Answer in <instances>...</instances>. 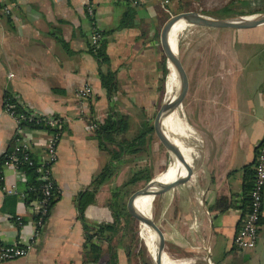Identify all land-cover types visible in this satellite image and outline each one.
Returning <instances> with one entry per match:
<instances>
[{
  "label": "crops",
  "instance_id": "0c3cea01",
  "mask_svg": "<svg viewBox=\"0 0 264 264\" xmlns=\"http://www.w3.org/2000/svg\"><path fill=\"white\" fill-rule=\"evenodd\" d=\"M2 3L0 159L15 147L16 137L23 136L41 161L49 136L41 129L17 128L4 110L7 92L18 96L28 109L64 121L58 161L52 168L59 199L29 254L2 264H82L85 229L77 200L93 189L92 181L111 160V154L100 148L96 131L89 130L90 122L102 123L111 110L128 115L129 139L148 119L153 118V125L160 104L168 98L164 87L167 89L170 68L158 50L165 1L134 3V21L123 29L118 26L126 5L120 0ZM88 3L94 7L98 27L105 34L110 64L101 70L117 75L118 91L112 96L103 89L98 61L89 51ZM257 27L264 32V25ZM195 29L187 37L193 51L183 53L187 65L179 56L187 73V95L165 118L173 125L165 126L163 119L165 132L181 150L193 174L184 185L153 199L158 206L155 222L165 235L170 264H205L208 258L214 264H264V209L258 245L247 251L234 245L247 211V190L255 176V149L264 137V72L246 64L249 55L236 53L232 30L207 37L198 35L202 29ZM164 67L168 70L165 81ZM86 86L91 87L92 94L80 98L78 92ZM153 135L145 151L125 156L119 173L99 187L95 201L85 211L90 228L112 221L110 191L113 193L121 184L115 179L127 182L143 170L151 174L150 180L168 173L176 159L164 148L166 162L163 171L159 170L160 148ZM144 152L147 157L142 158ZM176 174L166 182L185 176L182 166ZM3 176L16 185V193L6 194V181L0 178V239L15 243L34 232V218L22 197L28 180L7 167ZM17 216L24 225L17 226ZM149 230L159 242L156 232ZM122 258L119 254L118 264H122Z\"/></svg>",
  "mask_w": 264,
  "mask_h": 264
},
{
  "label": "trees",
  "instance_id": "16d2710c",
  "mask_svg": "<svg viewBox=\"0 0 264 264\" xmlns=\"http://www.w3.org/2000/svg\"><path fill=\"white\" fill-rule=\"evenodd\" d=\"M13 1V0H9ZM124 1L125 10L123 11L120 23L118 28L123 29L129 27L133 19V4L141 3L144 0H120ZM166 1V0H162ZM168 1V0H167ZM165 5H168L165 3ZM4 4L0 0V9H2ZM228 12L227 9L224 10ZM102 38L94 45L89 43V51L97 59L99 64V77L101 80V85L103 89L107 92L109 96H112L118 91L117 75L116 72L107 70L106 72L101 70L103 65H109V57L106 52L105 45V34L101 31ZM168 70L164 67L163 70V79L165 81ZM11 103L14 105V110L17 113H25V107L17 103L14 99L11 100ZM32 111V110H31ZM153 120V118H152ZM152 120L148 119L145 126L142 130L138 131L133 138H127L126 134L130 129V118L127 115L121 114L114 110H111L110 114L102 123H97L98 129L96 130V136L100 142V148L107 150L111 154L110 162L103 168V170L94 178L92 181V190H87L82 193L77 200V207L79 214L85 229V242L83 244L82 252V264H100L103 256L104 245L107 246L108 250V264H118V249L119 246L114 245L115 238L120 234L123 226H129L130 216L126 211L125 198L129 196L128 188L136 186L142 181H148L151 178V174L145 170L137 172L134 174L130 180L125 182L122 186L117 188L111 197L109 204V209L112 215L111 222H102L97 225L96 228L92 229L87 224L85 218V211L95 201V195L100 186L104 185L108 180H110L120 169L121 165L125 161V156L129 154H137L149 144L152 134L154 133ZM90 123H95L94 120H91ZM24 127H29L31 129H41L47 132L48 134H53L57 132L62 133V127L59 126L57 129L50 128L44 122H33L31 124L26 123ZM113 147L111 150L110 148ZM10 151V150H9ZM7 151V152H9ZM37 154L32 152L31 158L34 162V165L30 166L28 164H23L20 169L24 172V175L28 180V188L26 190V205L34 200L42 199V184L41 173L38 172L40 166V160L36 156ZM5 169V158L0 159V178H3V172ZM3 182V181H2ZM253 184V183H252ZM252 188V185L249 187L248 195L245 199L244 207L248 208L250 204L249 192ZM29 189H34L33 191ZM60 193L58 191L57 185L53 190V197L49 204V212L45 219V224L51 214V211L59 199ZM37 220V217H34V221ZM262 220V219H261ZM124 224V225H123ZM123 225V226H122ZM123 236V234H122ZM122 237L120 238V242Z\"/></svg>",
  "mask_w": 264,
  "mask_h": 264
},
{
  "label": "built area",
  "instance_id": "2783aa9c",
  "mask_svg": "<svg viewBox=\"0 0 264 264\" xmlns=\"http://www.w3.org/2000/svg\"><path fill=\"white\" fill-rule=\"evenodd\" d=\"M87 16L90 20L89 43L94 45L102 38V36L101 30L97 24L94 7L90 3L87 4ZM91 94L92 89L90 86H86L78 92V96L83 99L89 97ZM12 99L23 107H25V105L21 104L20 98L14 94L7 92L4 96V110L14 119L19 130H21L26 123L44 122L50 128L57 129L64 122L59 117L37 113L31 111L27 107H25V113H17L14 110V105L11 103ZM97 129V123H93L89 126V130L91 131H96ZM61 137V132L49 134L45 145V155L41 157L40 166L38 168V172L41 173V179L43 181L41 187L42 199L34 200L27 204V209L31 216L33 218L37 217V220L34 221V232L30 236L24 237V239L15 243H8L0 239V264L26 257L45 226V219L49 212V204L53 197V190L56 187L52 168L58 161V144ZM32 152L31 144L27 138L23 136L16 137L15 147L4 154L5 167L11 168L17 173L24 174L20 169L23 164H28L30 166L34 165L31 158ZM255 153V176L252 188L249 192L250 204L243 215V219L234 238L235 248L240 251L254 249L260 240L259 227L264 209V137L257 144ZM2 180L3 182L6 181L3 187L6 194H15L16 185L10 183L4 176ZM29 190L33 191L34 189ZM22 197L25 199L26 193L22 194ZM15 222L17 226L24 225V221L20 216L15 218ZM205 264L214 263L211 258H208Z\"/></svg>",
  "mask_w": 264,
  "mask_h": 264
},
{
  "label": "rangeland",
  "instance_id": "374dc122",
  "mask_svg": "<svg viewBox=\"0 0 264 264\" xmlns=\"http://www.w3.org/2000/svg\"><path fill=\"white\" fill-rule=\"evenodd\" d=\"M168 5H165L163 16L161 17L162 22L159 27V33L163 25L172 17L180 13L184 12H199L203 15L212 17V18H220V19H231L236 18L237 15L241 16H254L264 14V0H168L165 1ZM227 9L228 12L224 10ZM166 10V11H165ZM197 28V29H195ZM202 29V33H199V36H215V34L225 32V29L218 28H208V27H195L185 25V28L178 34L177 41V54L182 58V62L185 63V56L183 53H191L193 51V44H189L187 41V37L191 36L188 33L191 30ZM233 35V49L236 50V53H241L245 55H249L248 61H245L246 64L248 62L250 68H254L261 73L264 72V32L262 29H258L255 27L254 29H235L231 31ZM181 34V35H180ZM193 35V34H192ZM160 37V34H159ZM159 53L162 56V61L168 65L167 59L164 55V52L161 48V45L158 48ZM187 67V66H186ZM170 75V69H169ZM176 91L178 89V79L175 83ZM164 87V93L167 89ZM165 97V96H164ZM162 101V99H161ZM162 103L160 104V106ZM160 108V107H159ZM128 116V115H127ZM130 118V117H129ZM131 123V121H130ZM168 126L172 125L170 120L166 123ZM154 143L156 146H159L160 151L158 152L157 163L159 165V170L162 172L164 169L165 160V149L160 145L158 139L155 135H153ZM146 149H143L145 151ZM147 157V155L142 153V158ZM171 156V155H170ZM139 157V156H138ZM171 159V157H170ZM145 160V159H144ZM143 160V161H144ZM172 161V160H171ZM145 166V164H142ZM144 168V167H141ZM120 170V169H119ZM119 171L115 174L117 175ZM114 175V176H115ZM113 176V177H114ZM115 182H120V186H122L125 182L121 181L119 178L115 179ZM146 182H141L140 184L129 187L128 193L129 196L125 198V203L129 197L136 192L146 186ZM110 199L108 201V205L110 204L112 193L110 191ZM146 197H139L136 201V208L140 213L144 214V203ZM157 199L153 202L151 218L157 221V213L158 206L156 207ZM127 211V210H126ZM131 218V217H130ZM159 221V220H158ZM124 225V224H123ZM122 225V226H123ZM145 227L142 224L136 222L133 218L130 219L129 226L124 225L120 234L115 238L114 245L119 246L117 251L119 254L123 256L122 264H153V254L151 250V246L148 244V235L145 232ZM123 234V236H122ZM122 237V241L120 242V238ZM108 250L107 246L104 245L103 248V256L100 264H108ZM119 261V259H118Z\"/></svg>",
  "mask_w": 264,
  "mask_h": 264
},
{
  "label": "water",
  "instance_id": "95a60500",
  "mask_svg": "<svg viewBox=\"0 0 264 264\" xmlns=\"http://www.w3.org/2000/svg\"><path fill=\"white\" fill-rule=\"evenodd\" d=\"M182 21L185 25L189 26H198V27H208V28H218V29H249L254 28L260 25H264V14L254 15V16H241L237 15L236 18L231 19H220V18H212L206 15H203L199 12H184L172 16L162 27L160 32V45L164 52V55L167 59L168 64H172L175 68L176 74L179 80V88L178 92L171 98H168L159 108L154 121H153V129L156 137L160 141V143L164 146V148L175 157V159L179 162V164L183 167L185 171V176H178L171 182H160L158 177L152 178L144 188L137 190L134 192L128 199L126 204V210L128 215L133 218L136 222L145 225L151 229H153L157 236L159 237V247L153 257V264H163L164 259L167 257L166 255V238L162 231V229L158 226L153 218H149L142 213H140L136 207L135 203L137 199L144 195H152L153 199L168 190L178 188L179 186L187 183L192 174L193 170L186 162L183 157L181 150L177 147V145L169 138L167 133L163 128V119L168 118L172 115L182 104L184 101L187 91H188V78L186 70L177 54V51H174L171 43H170V34L172 28L175 24Z\"/></svg>",
  "mask_w": 264,
  "mask_h": 264
},
{
  "label": "bare ground",
  "instance_id": "6f19581e",
  "mask_svg": "<svg viewBox=\"0 0 264 264\" xmlns=\"http://www.w3.org/2000/svg\"><path fill=\"white\" fill-rule=\"evenodd\" d=\"M184 28H185V23H183L182 21L175 24L174 27L172 28V31H171L169 38H170L171 46H172L174 51H177L178 34ZM169 68H170V75H169L168 81H167V97L171 98L177 93L175 83H176V80L178 79V76H177L175 68L172 66V64L169 65ZM170 122L172 124L171 119H170ZM166 123H167V119L164 120V125L168 126ZM180 168H181V165L179 164V162L177 160H175L174 164H172V166L169 168L168 173L166 175L159 176L158 180L160 182L168 181L169 179H171L176 174V172H178V170ZM176 176H177V174H176ZM143 197H146V198H145V203H144V214L143 213L142 214L150 218L151 217L152 204H153V196L148 194V195H144ZM135 207H136V203H135ZM143 227H145L144 230H145L146 234L148 235L147 241H148V244L151 246L153 257H155V254H156L158 247H159V242H156L153 233L149 230V227H147L145 225H143ZM169 261H168V259L165 258L163 261V264H170L171 261H170V263H169Z\"/></svg>",
  "mask_w": 264,
  "mask_h": 264
}]
</instances>
